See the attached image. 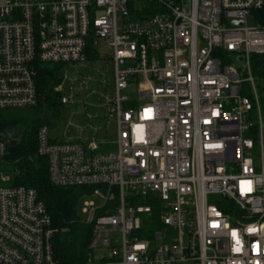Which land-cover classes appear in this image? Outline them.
<instances>
[{
  "label": "built area",
  "instance_id": "1",
  "mask_svg": "<svg viewBox=\"0 0 264 264\" xmlns=\"http://www.w3.org/2000/svg\"><path fill=\"white\" fill-rule=\"evenodd\" d=\"M263 7L0 0V110L38 104L39 63L66 70L90 60L88 50L98 60V39L113 51L107 92L63 70L55 90L63 106L101 96L115 139L62 140L47 125L36 137L54 186L91 188L80 219L91 226L89 264H264V125L250 60L264 53V24L252 14ZM12 140L0 131L2 163ZM105 144L116 150L100 152ZM12 178L0 168V264H59L45 202Z\"/></svg>",
  "mask_w": 264,
  "mask_h": 264
},
{
  "label": "trees",
  "instance_id": "2",
  "mask_svg": "<svg viewBox=\"0 0 264 264\" xmlns=\"http://www.w3.org/2000/svg\"><path fill=\"white\" fill-rule=\"evenodd\" d=\"M252 14L264 24V7L252 11ZM87 52L90 59L98 57L96 52ZM250 58L264 123V53H253ZM37 68L38 104L25 109L0 110V131H11L17 126L23 128L19 134H15L16 144L10 143L4 158L6 163L0 162V168L13 171L10 185L33 187L37 190L39 199L45 202L53 225L58 229L52 247L59 264H89L88 243L92 231L90 225L87 226L80 220L78 209L80 199L91 188L54 186L50 181L48 158L37 154L38 130L42 125L53 127L61 116V93L55 87L61 81L62 64L41 62ZM251 134L258 145V125L251 130Z\"/></svg>",
  "mask_w": 264,
  "mask_h": 264
},
{
  "label": "rangeland",
  "instance_id": "3",
  "mask_svg": "<svg viewBox=\"0 0 264 264\" xmlns=\"http://www.w3.org/2000/svg\"><path fill=\"white\" fill-rule=\"evenodd\" d=\"M248 17L249 23H252V17L250 15ZM96 50L99 52L98 60L90 59L74 67L69 63L66 65L67 71L63 70V72L70 78L77 77L76 82L78 85L85 77L90 89H94L96 91L100 90L102 93H105L108 90V83L111 82L113 84L112 78L114 68L111 63L113 51H111L101 39H98ZM67 82L70 83L69 81ZM112 87L113 86H110L109 90H112ZM83 99H85V97L84 95H81L80 101L76 104L70 106L65 105L62 107L59 120L53 127H50L52 128L51 136H55L62 140L71 139L77 137L78 135H82L84 137L94 135L99 140H101L102 137H111L112 139H115V127L113 124L107 123V117L105 115L106 111L100 105L102 101L101 96L96 94L89 95L87 98L88 103L85 105L83 104ZM88 113H90L93 117L89 118ZM109 128L111 131H108ZM13 129L14 130L12 131H14L15 134H19L23 128L17 126ZM81 129L83 132H81ZM261 136L263 146L262 151H264V126L262 128ZM261 149V146L256 147L259 160H261L263 153ZM115 150V144H105L101 147L100 152ZM85 199L86 197H82L80 199L78 216H80L81 219L84 218L81 208Z\"/></svg>",
  "mask_w": 264,
  "mask_h": 264
},
{
  "label": "water",
  "instance_id": "4",
  "mask_svg": "<svg viewBox=\"0 0 264 264\" xmlns=\"http://www.w3.org/2000/svg\"><path fill=\"white\" fill-rule=\"evenodd\" d=\"M239 24H241V22H239ZM12 143L16 144V140H12Z\"/></svg>",
  "mask_w": 264,
  "mask_h": 264
}]
</instances>
